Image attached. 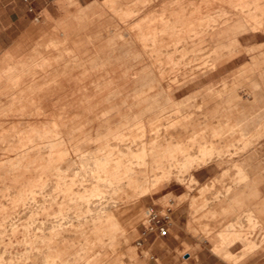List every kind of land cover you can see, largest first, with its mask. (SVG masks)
<instances>
[{"label":"rangeland","instance_id":"374dc122","mask_svg":"<svg viewBox=\"0 0 264 264\" xmlns=\"http://www.w3.org/2000/svg\"><path fill=\"white\" fill-rule=\"evenodd\" d=\"M76 2V6H79L77 14H83L81 20L74 17V5H66L63 11L57 0H38L32 5L30 12L21 0H0V109L22 100L29 86L39 82L38 77L35 76L31 78L32 85L9 83L8 74L4 69L11 63V59L34 52L29 59L34 60L37 59L36 51L49 52V71L54 70L55 67L61 70L63 66L71 65L81 54L89 58L95 54L94 47H97L99 57L97 61L103 64L102 78L108 80L105 71L109 70V66L115 67L117 80L116 84L111 86H118L119 97L131 94L137 97L158 93L165 96L170 94L175 97L176 102L181 100L186 101L187 104L192 102L189 108L194 109V94H203L209 85H213L220 93L219 98H216L218 105L215 108L214 124L209 127L197 125L196 129L201 130L196 137L198 139L200 134H203L206 137V144L213 142L214 147L228 145L234 154L218 167L212 163L198 170L172 169L168 182H164L161 187L146 196L137 197L135 210L125 193L117 190L105 191L109 198L115 199L106 212L107 242H114L116 237L123 235L128 241L127 245L120 246L117 253L109 257L103 255L104 247L96 245L95 250L99 254L91 251L86 254L85 259H81L84 253L77 238L69 237L65 244L71 247L72 252L80 255L75 264H85L92 257H95L96 264H112L113 261L117 264H224L221 255L225 252L239 255L244 243L238 240L233 242V236L229 237L231 243L219 251L218 256L215 254L217 251L215 245L205 236L206 230L215 232L227 221L242 218L248 213L249 202L253 205L255 201L261 202L264 199V83H259L258 90L252 92L254 83L251 82L259 79L264 81V35L246 36V31L243 32V29L259 25V18L264 13V3L260 8L255 9L252 6L254 10L251 12L255 19L237 14L238 17L230 22L229 27L222 28L224 30L217 35L214 42L203 41L197 44L192 42V33H187V29L193 31L195 26H200L211 19H218L217 17L221 15L220 6L224 5V2L219 3L218 0H76ZM235 4L237 2L227 7L232 13L236 8ZM200 16L202 18L198 19ZM189 17L194 18L189 19ZM63 25L69 26L67 35L73 38V43L60 36ZM50 32L54 33L56 39L61 42H47L46 38L52 37ZM178 39L181 42L178 41L177 44L174 41ZM180 46L193 47L196 50L193 54L213 51L230 54L233 57L223 62L224 66L217 71L202 74L195 81L179 80L178 82L183 84H179L181 86L177 89L171 86L170 92L164 85L154 86L150 91L139 84L133 90L126 89L142 66H148L147 76L157 72L160 76L159 82H167L168 78L176 73L175 70L167 72L168 59L178 58L176 70L185 65L181 57L184 52L179 49L171 50L172 47ZM168 49L171 51L169 52ZM216 59L217 57L213 55L208 60L216 61ZM81 65L82 63H79V68H82ZM239 73L242 75L241 79L236 80L234 76ZM226 76H228V88L232 90L231 94L221 91L222 79ZM233 82L235 83L232 84ZM124 88L126 90L122 91L121 89ZM226 107L228 110L225 109ZM140 111L144 112L145 109L142 107ZM8 114L12 116L19 112ZM225 114L229 117L230 136L225 142L217 143L216 137L211 136L210 129L212 127L219 134L225 135L217 122L219 119L222 120ZM148 116L150 119L154 117V115ZM156 125L152 124V126ZM237 126L244 129L239 132L241 134L233 131ZM186 130L187 127L182 130V147L188 149L189 145L191 150L200 151L199 140L194 145L191 140L186 142V135H193V131L186 132ZM100 141L102 140H94L91 145L102 146L103 142ZM66 145L61 143L53 151L57 154L60 149H65ZM72 145L73 154L79 152V144ZM37 146L43 156L49 154L50 150L44 147L42 139L37 142ZM167 146H169L168 142L163 143L162 147L166 149ZM4 148L7 151L9 149L6 146ZM59 166L55 165V168ZM55 173L57 175L53 178L58 177L63 183L69 181L67 174L60 173L59 170H55ZM242 174H246L249 179L237 186V196H229L222 203L216 201L217 191L223 193L225 187L236 182ZM190 177L197 179L199 184L192 182ZM209 179H215V185L201 191L200 184H204ZM100 188L105 190L102 186ZM200 200L203 202L200 203ZM256 205L258 202H255L252 208ZM151 207L159 216H164L166 209L169 208L168 234L166 238L157 239L155 242H153L154 236L149 235L141 240L140 246H136V241L141 237L145 225L147 209ZM140 209H142V217L138 219ZM238 222L234 220V223ZM256 222L253 228L248 226L241 228L243 231L251 229V243L255 248L236 264H264V258H261L264 257V217ZM199 225H203V229ZM212 235L210 234V237ZM234 250L240 251L234 254L231 252ZM250 256L257 258L247 259Z\"/></svg>","mask_w":264,"mask_h":264},{"label":"bare ground","instance_id":"6f19581e","mask_svg":"<svg viewBox=\"0 0 264 264\" xmlns=\"http://www.w3.org/2000/svg\"><path fill=\"white\" fill-rule=\"evenodd\" d=\"M75 1L57 0L63 11H65L66 5H74V17L81 20L83 14H77L79 6H76L77 2L75 3ZM240 1L242 3H239ZM218 2H224V5L220 6L221 15L217 17L218 19H211L200 26H195L193 31L187 29V33H192L193 43L214 42L217 35L224 30L222 28L229 27L230 22L238 17L237 14H244L255 19L251 11L254 10L253 7L256 9L258 6L252 5L247 0H218ZM236 2V8L232 13L227 7ZM263 14L259 18L257 27L250 26L249 29L242 31H246V33L249 31L264 32ZM68 31L69 26L63 25L59 34L63 36L62 39L73 43V38L67 35ZM50 34L52 37L46 38L47 42H61L56 39L54 33L50 32ZM178 41L181 42L180 39L174 42ZM175 49L184 52L181 57L184 59L185 65L176 70L178 58L172 57L167 60V72L176 71L168 78L169 82L160 83L158 80L160 76L157 72L147 76L148 66H142L140 72L137 76H133L131 84L126 89L133 90L139 84L150 91L154 86L164 85L169 88L170 92L173 86L174 89H177L181 86L179 84H183L178 82L179 80L195 81L202 74L217 71L224 66L223 62L233 57L230 54L213 51L193 54L196 52L193 47H172L171 50ZM94 51L95 54L89 58L85 54L77 56L71 65L67 64L61 70L55 67L54 70L49 71L50 54L39 51L35 52L37 59L29 60L34 52L26 53L17 59H11V63L6 65L4 72L8 74L9 83L32 85L33 79L31 78H35V76L38 77L37 81L39 80V82L29 86L26 96L22 100L0 109V178L10 176L13 179L11 189L1 192L0 198L5 201H21L24 204L22 210L28 211V213L21 211L14 215L8 229H0V237L9 231L10 234L14 233L16 224L22 221L25 215L34 213L29 212L28 204L34 206L35 210H41L56 202L57 196L54 193L57 184L45 179L47 176L45 173L53 172L55 165L58 162L66 161V158L69 164H58L60 165L58 170L69 176V185L91 183L92 188L88 195L83 192L79 196V201L88 206L86 213L72 216L58 215L54 221V227L57 229L74 227L87 218L91 220V224L95 220L97 221L98 216L106 213L115 202L108 197L105 191L117 190L120 193H125L126 198L133 196L135 210L134 196H146L161 187L164 182L170 180L172 169L198 170L212 163L218 167L222 166L234 154L228 145L214 147L213 142L206 144V137L203 134H200L198 139L196 137L201 130L196 129L197 125L209 127L214 124L215 108L218 105L216 98H219L220 93L213 85H209L203 94H194V109L189 108L192 102L190 104L183 100L176 102L175 97L170 94L165 96L158 93L152 96L137 97L130 93L131 95L119 97L117 96L118 86H111V84H116L117 80L115 67L110 68L109 66V70L105 71L108 80L102 78L103 64L97 61L99 59L97 47H94ZM213 55L217 57L216 61L208 60ZM79 63H82V68H79ZM68 66L70 69L67 70ZM241 76L239 73L234 77L236 80H240ZM227 78L228 76L222 79L221 91L231 94L232 90L228 88ZM258 87V83L254 84L252 92L257 91ZM126 89L121 90L125 91ZM142 107L145 109V113L140 111ZM12 112H19V114L8 116V113ZM148 115H154V117L150 119ZM225 115L222 120L217 121L220 129L226 133L225 135L219 134L212 127L210 129L211 136L216 137L217 143L225 142L230 136L229 117L227 114ZM152 120L154 121L152 122ZM152 124L157 125L152 126ZM186 127V132L193 131V135H186V142L191 140L194 145L199 140L200 151L191 150L189 145L188 149L182 147V130ZM243 130L240 126L233 129V131H238L236 132L238 134H241L239 132ZM93 134L94 136H92ZM41 139L44 141V147L50 150L47 156H43L38 149L37 142ZM97 139L102 140L100 141L103 142L102 146L91 145ZM167 142L169 146L165 149L162 146ZM61 143L67 144L66 148L60 149L55 154L53 150ZM72 144H79V152L73 154ZM5 146L9 148L8 151L4 148ZM39 172H43L44 176L42 177L43 183L40 187L38 186L37 191H33L26 197L13 195L17 191L21 179ZM246 179L249 177L242 174L236 182L227 185L223 193L217 191L216 201L222 203L229 196L236 197L237 186ZM190 180L199 184L194 177ZM100 185L105 190H102ZM214 185L215 179H209L204 184H200L199 189L202 191ZM201 202L203 201L200 200ZM255 202H258V205L252 208ZM255 202L253 205L249 202L248 213L244 214L242 218H234L231 222L227 221L221 229H216L215 232L206 230L205 237L215 245L217 256L219 251L231 243V239L229 240L231 236H233V242L238 240L244 243L239 255H232L230 252L221 255L224 264H236L239 259L255 248L251 243V229L250 231L241 230L244 226L253 228L257 224L256 221L264 217V199L261 202ZM141 217L142 209L139 210L138 219ZM234 220L239 222L234 223ZM28 227L32 233H25L30 238H36V234L45 228L54 229L52 225H47L45 221H38L34 217L28 221ZM199 227L202 228L203 225H199ZM210 234L213 235L210 237ZM120 240L125 242L126 237L121 235Z\"/></svg>","mask_w":264,"mask_h":264},{"label":"crops","instance_id":"0c3cea01","mask_svg":"<svg viewBox=\"0 0 264 264\" xmlns=\"http://www.w3.org/2000/svg\"><path fill=\"white\" fill-rule=\"evenodd\" d=\"M37 1L34 4H36ZM21 2L29 12L32 10V7L30 10V7L23 0H21ZM247 2H250L254 6L257 5L260 8L264 0H247ZM193 18L194 17H189V19ZM201 18L202 16L198 17V19ZM256 34L264 35V32L259 31L254 33L249 31L246 33V36ZM259 52L261 53V51ZM251 82L254 84L264 83V81L260 79L259 81ZM58 164H69V161H67L66 158V161L58 162L56 165ZM59 167L53 168V172L45 173L47 175L45 179L57 184L54 193L57 196L56 202L51 204L50 207H45L41 210H35L34 206L28 204L27 208L29 212L34 213L32 215H25L24 219L16 224L17 226L14 233L10 234L9 231L0 237V264H75L80 255L77 252H72L71 247L65 244L66 239L69 237L77 238L81 247L80 249L84 253V255L80 257L81 259H85L86 254L91 251H95L96 254H99V252L95 250L96 245L105 248L103 255L106 257L115 255L120 246L127 245L128 241L122 242L120 240L121 237H116L114 242H107V213L99 215L98 220H95L93 224H91V220L87 218L74 227H62L60 229L54 227V221L58 215L72 216L86 213L88 206L86 203L79 201V196L82 195L83 192L85 195H88L92 188L91 183L69 185L70 182L68 181L63 184L58 177L53 178L57 175V173L54 174V171L58 170ZM43 174V172H39L36 175H29L25 179H21L16 189L17 191L13 193V195L17 197H26L32 194L33 191H37L39 189L38 186L40 187L43 183ZM12 180L10 176H6V178L3 179L0 178V193L11 189ZM134 197L137 201V196L135 195ZM132 198L133 196L130 198L131 205L133 204ZM111 200L115 199L112 198ZM23 208L24 204L21 201L12 202L11 200L5 201L0 198V229H8L12 217L17 213L21 211L28 213L26 209L22 210ZM32 217L36 218L38 221H45L47 225H52L54 229L50 230V228H45L43 231L36 234V238L28 237L25 232L32 233L31 229L28 227V221ZM163 238L166 237H154L153 242ZM239 251L235 252L234 250L231 252L235 254ZM254 258L257 257L250 256L247 259ZM261 258L263 259L264 257ZM95 262V257H92L85 264H96ZM112 264L117 263L113 261Z\"/></svg>","mask_w":264,"mask_h":264},{"label":"built area","instance_id":"2783aa9c","mask_svg":"<svg viewBox=\"0 0 264 264\" xmlns=\"http://www.w3.org/2000/svg\"><path fill=\"white\" fill-rule=\"evenodd\" d=\"M23 1L30 7L31 10L32 5L37 0ZM168 212L169 208L166 209V214L164 216H159L152 207L148 209L147 220L145 222V225L143 226L141 237H139V239L136 241V245L140 246L141 240L149 235H153L155 238L167 236L170 227V213Z\"/></svg>","mask_w":264,"mask_h":264}]
</instances>
